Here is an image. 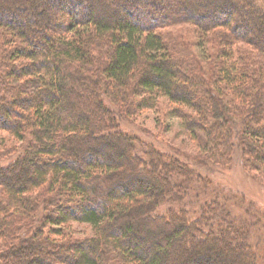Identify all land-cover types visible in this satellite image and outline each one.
<instances>
[{
	"label": "trees",
	"instance_id": "1",
	"mask_svg": "<svg viewBox=\"0 0 264 264\" xmlns=\"http://www.w3.org/2000/svg\"><path fill=\"white\" fill-rule=\"evenodd\" d=\"M43 1L0 0V264H229L206 237L262 264L264 213L226 171L264 178V0ZM179 24L208 61L159 32ZM161 95L192 154L137 125Z\"/></svg>",
	"mask_w": 264,
	"mask_h": 264
},
{
	"label": "rangeland",
	"instance_id": "2",
	"mask_svg": "<svg viewBox=\"0 0 264 264\" xmlns=\"http://www.w3.org/2000/svg\"><path fill=\"white\" fill-rule=\"evenodd\" d=\"M106 2H108L111 7L112 3L109 2V0L103 1V3H106ZM27 4L30 10L31 7L33 6L31 5L30 1L27 2ZM115 9H119V6H117ZM102 10L105 11V9H102ZM177 10L182 11L181 8H177ZM195 29L196 28H194L193 26L189 24H183V25L179 24V25L159 29V32L163 33V35L169 40L175 39L180 42L182 41L183 44L186 46V48L190 50V53H189L190 55L198 56L199 54L202 57H204V59H201V62L208 61L206 59V54L208 53V51L204 50L203 53L199 51L200 41H198L199 36L196 33ZM199 35L201 38L202 34H199ZM211 36H214V37H210L208 45H211L213 42L218 45L219 40H217V37H215L216 35L213 34ZM136 123L137 125H141L143 128H146L148 130L159 132L162 138L161 140H163L164 143L174 146L176 148H179L184 153L187 152V153L192 154V151L199 149V147H201L204 144L203 136L201 135V133L198 132L196 134L193 133L194 135L191 134L189 130L185 129L182 119H180L177 116L172 115L171 103L169 102L168 98L165 97L164 95H161L160 99H157V106L155 108L147 109L141 112L136 118ZM3 136H5L8 140H10V137L4 134ZM238 156H239L237 157L238 161L236 160V163L238 165L236 167H232V169L235 170L234 173L231 174L230 172L226 171V176H228L229 174L233 176V181H234L233 184L237 186L235 188H237L238 190L237 194H242L243 200L238 197H235V198L237 200L239 199L242 200L243 204L245 205L246 204L250 205L253 201L254 205L259 207L264 213V178H261L260 174H257L256 172H250L249 170H247V168L245 170L244 169L245 166H242V163H240L242 162L240 159V155ZM234 163L235 161L232 164ZM227 170H231V168H228ZM177 176L178 178L180 177L179 174ZM244 193H245V198L243 196ZM180 197H182V195H180ZM261 217L263 218V216ZM260 225L262 226V222L260 223ZM70 227H71V232L75 237L83 236L84 234H90L92 232V230L86 223L73 222L70 224ZM148 232L151 235H154V231L151 228L150 230H148ZM194 233H197V232L194 231ZM228 235L230 236V239L232 238V242H234L233 244H235L236 240L240 241L239 235H237L236 233L234 234L236 236L232 234H228ZM181 236L182 237L178 239L179 244L176 243V246H174V248H172L169 253L170 259H172L175 256L178 250L185 248L187 245L185 244V242H187L186 241L187 236L185 237L183 234ZM206 239H207L205 243L206 248H204L203 250L209 251L214 257L216 254L220 255V257L216 256V258L218 257L217 259L219 258L220 259L226 258V260L228 259L227 261L229 264H244L243 259L237 260L236 262V259H235L236 251H234L235 248H233V246L230 247L229 251L217 252L218 250H216L215 247H213V249L208 248V245L210 243H213V240L208 239L207 237ZM251 243L253 244L255 249L262 250L264 252V228L254 233V236L251 238ZM202 248H203V244H202ZM36 256L41 257V253H36ZM259 262H261V260ZM262 264H264V260Z\"/></svg>",
	"mask_w": 264,
	"mask_h": 264
},
{
	"label": "bare ground",
	"instance_id": "3",
	"mask_svg": "<svg viewBox=\"0 0 264 264\" xmlns=\"http://www.w3.org/2000/svg\"><path fill=\"white\" fill-rule=\"evenodd\" d=\"M87 2L89 3L90 8L94 7V6H105V4H103L101 2V0H87ZM43 3H47V1H43ZM207 8L209 7L208 5L206 6ZM106 9V6H105ZM107 10V9H106ZM37 17V16H36ZM204 256H202L199 260H192V259H187L185 260L184 264H210L213 262V258L210 256L209 253H204ZM216 263V261H214ZM224 260L219 261L218 264H224Z\"/></svg>",
	"mask_w": 264,
	"mask_h": 264
}]
</instances>
